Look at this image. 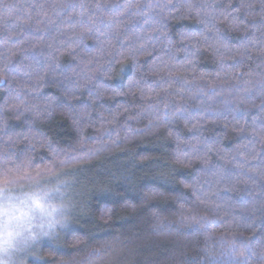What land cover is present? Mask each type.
I'll use <instances>...</instances> for the list:
<instances>
[{
  "label": "trees",
  "instance_id": "trees-1",
  "mask_svg": "<svg viewBox=\"0 0 264 264\" xmlns=\"http://www.w3.org/2000/svg\"><path fill=\"white\" fill-rule=\"evenodd\" d=\"M262 6L0 0V172L69 206L24 264H264Z\"/></svg>",
  "mask_w": 264,
  "mask_h": 264
},
{
  "label": "clouds",
  "instance_id": "clouds-1",
  "mask_svg": "<svg viewBox=\"0 0 264 264\" xmlns=\"http://www.w3.org/2000/svg\"><path fill=\"white\" fill-rule=\"evenodd\" d=\"M4 179L7 184L0 183V264H20L22 254L60 229L69 206L58 186L41 183L19 169L0 172V181Z\"/></svg>",
  "mask_w": 264,
  "mask_h": 264
},
{
  "label": "rangeland",
  "instance_id": "rangeland-1",
  "mask_svg": "<svg viewBox=\"0 0 264 264\" xmlns=\"http://www.w3.org/2000/svg\"><path fill=\"white\" fill-rule=\"evenodd\" d=\"M20 188H24V187H20ZM60 194H61V198H64V197H66V194H64L63 192L61 193V191H60ZM59 230V229H58ZM57 230V231H58ZM49 238V237H48ZM48 238H42L40 241H38L35 245H37L39 242H42V241H44V240H47ZM35 245H33V247L35 246ZM32 247V248H33ZM31 248V249H32ZM31 249H29L26 253H24V254H22V256H21V258H20V264H24L23 263V261H24V259H25V257L28 255V254H30V251H31Z\"/></svg>",
  "mask_w": 264,
  "mask_h": 264
},
{
  "label": "snow or ice",
  "instance_id": "snow-or-ice-1",
  "mask_svg": "<svg viewBox=\"0 0 264 264\" xmlns=\"http://www.w3.org/2000/svg\"><path fill=\"white\" fill-rule=\"evenodd\" d=\"M261 3H262V5H264V0H261ZM247 7L250 8L251 5H247ZM261 11L264 12V6H262ZM0 183L7 184V180L4 179V180L0 181ZM58 190H60V189L58 188ZM0 191H2V189H0ZM193 222L198 223V221H193ZM67 223H68V217L66 218L65 223L61 224L60 229H64L67 226Z\"/></svg>",
  "mask_w": 264,
  "mask_h": 264
}]
</instances>
